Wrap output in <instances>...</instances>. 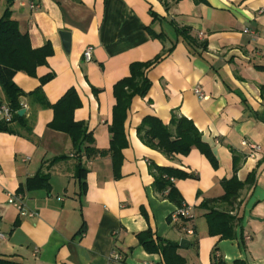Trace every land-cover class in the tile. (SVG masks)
I'll return each instance as SVG.
<instances>
[{
	"label": "crops",
	"instance_id": "0c3cea01",
	"mask_svg": "<svg viewBox=\"0 0 264 264\" xmlns=\"http://www.w3.org/2000/svg\"><path fill=\"white\" fill-rule=\"evenodd\" d=\"M29 1L15 0L12 17L34 48L50 41L54 53L36 76L19 71L14 81L29 93L53 73L42 85L52 104L74 87L82 102L74 118L86 124L99 150L110 146L114 84L129 75L132 62L173 49L148 70L147 95L132 101L118 179L110 155L79 159L70 137L48 127L53 109L21 97L22 116L32 131L16 123L15 133L0 131V254L23 264H109L111 253L119 251L125 260L114 264H167L161 253L148 252L138 241L139 232L151 229L179 244L185 264H264V0H34L36 9ZM151 11L160 18L154 20ZM172 22L190 27L195 38L208 42L207 50L189 48ZM148 27L165 33V40L153 38ZM60 30L72 33L69 54ZM88 46L91 61L83 57ZM197 86L205 97L195 93ZM5 104L0 87V106ZM173 110L202 132L218 168L197 148L167 156L140 140L137 127L144 117L168 124ZM244 141L259 144L261 151L250 157ZM231 148L247 154L237 177L244 181L254 171L256 181L241 191L233 211L242 219L236 237L222 239L209 234L208 209L200 205L225 193L222 180L234 175ZM150 161L198 175L175 181L192 219L170 217L177 206L153 189ZM80 164L87 169L84 188L77 178ZM39 171L49 174L50 190L26 189ZM19 188L36 216L21 215L8 202V194ZM184 238L189 242L183 247Z\"/></svg>",
	"mask_w": 264,
	"mask_h": 264
},
{
	"label": "trees",
	"instance_id": "16d2710c",
	"mask_svg": "<svg viewBox=\"0 0 264 264\" xmlns=\"http://www.w3.org/2000/svg\"><path fill=\"white\" fill-rule=\"evenodd\" d=\"M204 2L205 0H196ZM15 0H6V8L0 16V87L5 93L6 103L13 112L11 121L0 120V131L15 133L14 123L31 132V125L24 116L19 115V110L23 108L22 96H28L32 103H38L43 107H50L54 111V117L48 127L66 133L71 141L77 156L91 158L96 155H110L114 178L121 177V165L123 162V150L128 147V137L125 129L128 111L132 101L136 96L145 97L151 88L148 70L157 64L173 46L155 56L148 61L132 62L129 67V75L117 81L113 86L115 104L113 106V119L109 126L111 133L110 146L107 150H99L93 146L94 137L88 131L86 124L74 118V112L81 107L82 102L77 90L69 88L64 95L56 102L50 103L43 92L42 85L53 79L54 74L48 73L41 78V85L32 92L26 93L14 81L17 72L23 71L30 76H36L37 68L48 63V58L53 55V46L47 41L43 46L34 48L27 31H22L19 22L12 17V6ZM151 15L154 20L160 17L153 11ZM177 35L181 37L189 48L200 54L207 50L208 42L198 40L191 34L188 26H179L172 22ZM153 38L164 41L165 33H156L148 27ZM96 90V89H95ZM137 134L140 140L147 146L159 150L167 156L176 154L187 155L193 148H197L211 162L214 168H218L219 162L211 146L203 140L202 132L194 122L180 114L178 110H173L171 120L164 123L156 116L148 115L143 118L137 127ZM233 152L234 175L231 178L222 180L225 193L219 198L205 199L201 203L202 208H207L205 218L208 224L210 235H219L222 239H234L236 237V226L242 222L233 213L241 191L255 184L256 173L253 171L242 181L237 177L241 161L247 158V154H241L236 149ZM60 158V157H59ZM51 161L55 162L57 159ZM61 158H64L61 157ZM149 171L154 178L153 189L164 199L173 202L177 207H181L183 197L176 187V180L185 178H198V175L191 174L181 169L170 166H161L153 161L149 162ZM87 169L81 164L77 168V178L80 179L84 188ZM26 189H46L50 190V176L43 171H39L34 177L26 181ZM18 192H23L19 188ZM220 204H227L230 209L219 208ZM144 212V209H143ZM146 214V213H145ZM1 220V217H0ZM18 221L14 226L18 225ZM139 243L148 252L161 253L167 264H185V259L178 254L179 244L171 240L156 235L151 229L141 231L137 234ZM0 264H23L9 256L0 254ZM237 264H245L237 261Z\"/></svg>",
	"mask_w": 264,
	"mask_h": 264
},
{
	"label": "built area",
	"instance_id": "2783aa9c",
	"mask_svg": "<svg viewBox=\"0 0 264 264\" xmlns=\"http://www.w3.org/2000/svg\"><path fill=\"white\" fill-rule=\"evenodd\" d=\"M28 4L31 9L38 8V4L34 0L29 1ZM245 32H249V30L245 29ZM92 55H93V47L88 46L84 50L83 57L86 61H91ZM195 93L201 98L205 97V93L199 86L195 87ZM12 116H13V112L11 111V109L9 108L7 104L0 106V120L11 121ZM243 144L249 147L250 150H249L248 155L250 157L255 156L258 152L261 151V146L257 143H250V142L244 141ZM8 202L12 204L13 206H15L19 210L21 215H28V216L37 215L35 211H30L27 209L26 204H25V197L22 192L17 191L15 193H9ZM170 217L174 221H177L181 218L192 219L193 213L187 205L183 204L181 207H177V209H175L171 213ZM187 232L189 234H194L193 228L187 229ZM3 236L4 235L0 232V237H3ZM123 260H125L124 254H122L119 251H113L110 255L109 264L119 263V262H122Z\"/></svg>",
	"mask_w": 264,
	"mask_h": 264
},
{
	"label": "water",
	"instance_id": "95a60500",
	"mask_svg": "<svg viewBox=\"0 0 264 264\" xmlns=\"http://www.w3.org/2000/svg\"><path fill=\"white\" fill-rule=\"evenodd\" d=\"M59 35H60V37L62 39L63 48H64L66 54H69L70 49H71V37H72V33L70 31H68V30H60L59 31ZM25 112H26V109L25 108H22V109L19 110L18 113H19L20 116H22V115L25 114ZM188 242L189 241L187 239H185V238L184 239H181L180 245L184 247V246L187 245Z\"/></svg>",
	"mask_w": 264,
	"mask_h": 264
},
{
	"label": "rangeland",
	"instance_id": "374dc122",
	"mask_svg": "<svg viewBox=\"0 0 264 264\" xmlns=\"http://www.w3.org/2000/svg\"><path fill=\"white\" fill-rule=\"evenodd\" d=\"M6 8V0H0V16L4 13Z\"/></svg>",
	"mask_w": 264,
	"mask_h": 264
}]
</instances>
